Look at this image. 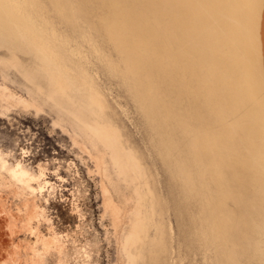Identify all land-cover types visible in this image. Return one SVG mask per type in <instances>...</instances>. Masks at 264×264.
Wrapping results in <instances>:
<instances>
[{
	"label": "rangeland",
	"instance_id": "rangeland-1",
	"mask_svg": "<svg viewBox=\"0 0 264 264\" xmlns=\"http://www.w3.org/2000/svg\"><path fill=\"white\" fill-rule=\"evenodd\" d=\"M17 1L0 152L49 185L0 160V264H264L262 118L219 59L251 25L235 1Z\"/></svg>",
	"mask_w": 264,
	"mask_h": 264
},
{
	"label": "bare ground",
	"instance_id": "bare-ground-1",
	"mask_svg": "<svg viewBox=\"0 0 264 264\" xmlns=\"http://www.w3.org/2000/svg\"><path fill=\"white\" fill-rule=\"evenodd\" d=\"M234 1H235V8H234L235 16H238L240 20L243 18L248 19L251 25L249 27H244V28L240 27L241 35L238 36L235 39V41L231 43V45L234 46V49L240 48L241 57L239 61L234 62L222 57L219 59H221L223 62L227 61L230 67L233 68L238 67L240 69L241 81L243 87L240 90L239 95L235 96V98L237 99L238 102H245L246 100L248 104L251 106L253 112L258 107L257 114H259L262 118L261 130L264 134V0H239V1L234 0ZM238 7L241 9L240 11H237ZM25 13H26L25 8L17 0H0V38L1 39H4L6 35L14 34L15 31L17 33H20V31L22 30L32 32L31 31L32 27L29 24V22L26 20L27 18ZM33 32L35 34L37 33L35 29ZM220 44H222V41H220ZM216 50L218 53L219 51L218 47ZM254 51H259L260 54L254 55L253 54ZM39 52L42 55V57H40L41 63L45 67H49L51 69L49 80L52 81L55 85L59 83L64 84L65 79L61 74L58 73L59 72L58 67L55 65V63L49 61L50 57L44 54V52L41 49H39ZM216 62H218V57ZM99 136L108 138V136L110 135H108V132H105V129L102 128V130H99ZM0 160L3 163V168L9 171L11 177L15 181L21 183L26 189H28L31 192V195L38 191H40L41 193L45 189V186L49 185V181L48 182L45 181L43 183L44 185H42L41 181L43 180L41 178L44 176L43 173H41L40 176H34L24 168L21 162L18 163L14 168L8 169L7 162L3 160L1 152H0ZM36 182H38L39 188H35L33 186V183ZM52 186L53 185H51V187ZM46 201L48 200L46 199ZM41 210L43 211V209ZM33 211H35V208ZM29 212H30L29 214L30 216L27 217H31V215L33 214L31 213L32 212L31 210ZM136 229H139V225L135 226V230ZM134 235L135 233L132 232L128 240L130 241V238L133 237ZM47 240L50 243L52 241V239H47ZM48 245L49 244H47V246Z\"/></svg>",
	"mask_w": 264,
	"mask_h": 264
}]
</instances>
